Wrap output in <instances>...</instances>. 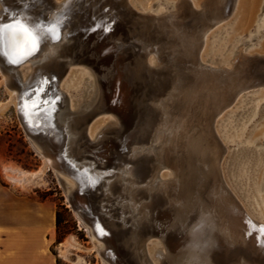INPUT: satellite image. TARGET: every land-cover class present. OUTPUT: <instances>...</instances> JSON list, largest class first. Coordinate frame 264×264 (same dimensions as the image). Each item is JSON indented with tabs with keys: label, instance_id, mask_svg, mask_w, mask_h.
<instances>
[{
	"label": "bare ground",
	"instance_id": "1",
	"mask_svg": "<svg viewBox=\"0 0 264 264\" xmlns=\"http://www.w3.org/2000/svg\"><path fill=\"white\" fill-rule=\"evenodd\" d=\"M30 1L0 0V22L8 23L6 31L0 29L2 42L7 46L3 50L5 60L17 66L5 73L0 71L4 85L17 98V108L31 96L34 98H30L28 105L36 106L41 92L53 91L58 110L51 112L55 106L48 104L47 113L52 121L48 122L47 132L55 141V133L62 131V153L69 165L105 176L102 190L133 222L131 235L137 228L136 221L149 216L146 212L136 216L134 206H143L147 211L153 192L164 198L171 219L179 220L173 231L184 242L173 246L153 236V253L149 254L146 247L151 263L264 264V224L250 217L225 185L219 166L226 147L213 125L215 117L241 92L264 87V75L258 73L264 68V39L259 52H244L243 47H236L235 55L218 66L205 64L200 57L205 34L226 17L234 0H168L169 10L160 8L156 12L148 2L139 11L137 6L142 8L141 3L131 0H46L43 7ZM259 2L237 0L239 15L231 28L233 35L250 23ZM76 5L90 11L98 32L103 26L100 17L107 20L104 31L113 30L110 47L103 45L104 51H115L109 59L113 60L111 69L105 73L108 78L116 74L112 86L116 79L119 83L123 79L121 90L128 93L136 79L145 84L142 96L136 100L139 120L126 137L123 158L111 167H106L102 160L108 152L106 145L120 136L122 125L116 111L106 104L101 83L104 74L99 76L92 67L76 59L68 44V30L57 22L59 12ZM105 5L108 12L100 14L99 9ZM108 21L120 24L110 26ZM21 29L27 30L25 40ZM58 30L59 38L55 39L52 35ZM99 41L105 42L100 38ZM125 47L130 51V72L119 69L125 59L118 62V57ZM151 54L153 57H148ZM26 63L29 71L23 77L20 68ZM70 65H83L90 71L80 69L74 78L79 85L74 94L75 108L60 86ZM157 79L160 87H154ZM24 91H32L31 96H23ZM101 115H106V120L97 127L95 122L99 119L95 118ZM27 117L35 120L28 114ZM29 140L55 171L68 195L75 187L74 181L57 167L45 147ZM102 148L106 152L100 159L92 158ZM143 162L153 165L150 172H141L139 165ZM163 170L167 172L161 174ZM3 172L7 180L20 186L36 174L13 167H4ZM138 189L145 195L138 194ZM75 216L95 240L92 229ZM68 244L72 245L71 241ZM97 247L100 251L98 242ZM154 258L157 262H153ZM136 260L139 264L147 261L141 256Z\"/></svg>",
	"mask_w": 264,
	"mask_h": 264
},
{
	"label": "rangeland",
	"instance_id": "2",
	"mask_svg": "<svg viewBox=\"0 0 264 264\" xmlns=\"http://www.w3.org/2000/svg\"><path fill=\"white\" fill-rule=\"evenodd\" d=\"M131 1L141 3L142 8L137 6L139 11L146 8V2L149 6L152 5L151 10L154 12L160 8L169 10L166 7L169 3L168 0ZM30 3L35 4L33 0ZM229 4L231 5V3ZM39 7H43V5L39 4ZM78 7L76 5L74 9L59 12L57 22L68 30V44L73 49L76 59L92 67L101 76L100 74H104L103 69H111L113 63L94 55L97 50L96 42L99 41L98 33L95 31L87 33L93 25L90 24V17L87 14L76 12L81 9ZM29 9L32 10L31 7ZM236 10L237 0H234L233 7H230L226 17L205 34V40L200 50L201 60L205 64L211 66L225 64L223 61L229 60L235 55L236 47H243L244 52L252 50L250 53L261 50L264 39V0H260L259 6L254 9L250 23L237 35H233L231 28L235 23L236 16L239 15V11ZM135 12L138 13V11ZM59 34L58 30L52 36L58 39ZM26 35L28 34L24 32V40ZM246 43L247 45H245ZM128 52L130 53V51ZM148 57H153V55ZM28 67L29 63L21 66L23 77L29 71ZM80 69L90 72L83 65H70L60 81L62 90L70 96L72 108L77 105L74 94L79 85L77 80L74 81V78ZM260 71L258 73L264 75V68ZM2 76L0 73V184L10 187L13 193L32 197L40 202H48L55 207V239L51 246V253L56 259V264H104L97 243L90 238L85 226L71 210L67 195L57 181L55 171L30 144L17 116V98L4 85ZM101 81L103 90L109 97L106 104L110 105L112 101L110 91L107 89V80L102 79ZM135 95L134 92L131 93L127 100V107L123 111V121L126 126H129L135 115ZM237 98L225 107L214 120L216 135L226 147L219 167L225 185L246 213L264 224V87L241 92ZM113 104L112 107L115 108L116 106ZM97 119L99 120L95 122ZM104 119L106 120V115H101L96 117L93 122L97 124V127H100L105 123ZM95 130L90 129V132L93 133ZM87 150L90 152L89 149ZM245 150L247 152L243 155ZM88 152L85 154L88 155ZM104 152L106 151L102 148L94 152L92 158L100 159ZM104 161L105 159L102 160V162ZM4 167H13L36 174L32 178L29 177L28 181L20 186L7 180L6 174L3 172ZM165 174L162 177H165ZM65 178L67 179V177ZM70 241L72 245L68 244ZM155 243L152 242L148 245L149 254L153 253L156 247ZM153 262H157V260L155 259Z\"/></svg>",
	"mask_w": 264,
	"mask_h": 264
},
{
	"label": "water",
	"instance_id": "3",
	"mask_svg": "<svg viewBox=\"0 0 264 264\" xmlns=\"http://www.w3.org/2000/svg\"><path fill=\"white\" fill-rule=\"evenodd\" d=\"M34 2L41 5H47L46 0H35ZM94 3L95 1H91V4ZM107 7L105 5V7L99 9V13L103 14L108 12L109 8ZM76 12H81V14L84 12L90 17V24L93 26L87 31V33L95 31L98 33L97 37H99L100 40L105 41L96 42L97 50L94 55L98 58L109 61L115 51H104L103 45L105 44L106 48L110 47L109 43L112 41L111 33H113L112 28L104 31L106 26L105 22L107 20L103 17L99 18L100 22L103 23V26L100 28L101 32H98L97 30L99 28L94 26L92 15L87 8H81ZM114 24L119 25L120 23L119 21L112 23L111 21H108V25L112 26ZM7 25L8 23L6 22H0V29L6 31L5 27H7ZM2 41L3 38L0 37V71L5 73L9 68H16L17 66L6 62L5 53L3 50L6 49L7 46L6 44L4 45ZM127 51L129 50H127L126 47L120 51L121 55L118 57V62L125 59L123 63L119 64V69H125L127 72H130L132 70L131 67H129L131 64L129 60L130 53ZM106 71L107 68L103 69L104 77H102L101 80H107V89L111 94L110 99L112 102H110V105L107 104V106L116 111L122 125V132L116 140L111 141L104 161L107 167H111L114 163L123 158L126 137L139 120L136 109V100L142 96L141 94L145 84L143 85V80L140 79L139 81L136 79L131 84L129 92L126 93L124 90H121V86L125 83V80L122 79V81L119 83V80L116 79L114 86H112V80L113 77H116V74L111 72V77L108 78L105 75ZM14 86L16 87L18 85L14 84ZM154 87H160L159 79L155 81ZM31 92L24 91L25 94L23 93V96L28 98L31 96ZM132 92H134V95L136 93L135 115L131 120L132 122L129 123V126H126L123 121V111L127 107V100L131 96ZM105 95L107 98L106 100H108V95L106 93ZM30 98L34 97L31 96ZM30 98L25 99L22 104L18 105V119L24 129L26 136L36 144L45 147V151L48 152V155L53 158L57 167L61 171L65 172L66 175L74 181L75 187L69 190V194L67 195L68 204L73 213H75L85 225L92 229L93 235L95 237L94 241L96 243L98 242L99 247L101 248L99 254L106 264H139L136 260V258L139 256L144 257L147 260L146 264H152L147 257L146 247L155 241L152 237L156 235L164 241L171 243L173 246L181 245L184 242L180 239V237H177L173 231V227L176 226V223L179 220L173 221V219H171V213H169L164 205V198L161 197V195L158 196V194L155 192L151 194L152 199L150 200L148 206H146L147 211H145L143 206H134L133 211L136 213V216H138L140 212H146L149 216L141 217L139 215L141 220H134L136 221L137 228L135 233L131 235L133 231L131 225L133 222H130L129 218L125 215V212L121 210L118 205L113 203L114 199L110 200L107 198V196L104 194V191L102 190L105 176L102 174V177H99L97 173L88 172L86 169L83 170L80 167L76 168L75 166L69 165L64 159L62 153L64 144V135L62 131L58 130V132L55 133L58 134V137L55 141L53 136L49 135L47 132L50 127L48 122H50V120L52 121V118L47 113L48 104L50 103L51 106H55L51 112H53L55 109L56 111L58 110V107H56V104H58V99L53 96V91L46 89L41 92L39 95L38 104L36 106L29 107L28 102ZM121 98H124L123 101ZM112 103H114L113 105L116 106L115 108L112 107ZM27 114L32 118L34 117L35 120H29ZM139 167L141 172H150L153 165L149 166L148 163L143 162L140 163ZM137 192L138 194L141 193L145 195L142 189H138ZM182 219L183 217H181L180 221H182ZM147 242L149 244H147ZM133 250L139 252V256H136L137 252L135 251V253ZM224 261L225 260L223 257V262ZM225 264H231V262L227 261Z\"/></svg>",
	"mask_w": 264,
	"mask_h": 264
},
{
	"label": "crops",
	"instance_id": "4",
	"mask_svg": "<svg viewBox=\"0 0 264 264\" xmlns=\"http://www.w3.org/2000/svg\"><path fill=\"white\" fill-rule=\"evenodd\" d=\"M55 207L0 184V264H56Z\"/></svg>",
	"mask_w": 264,
	"mask_h": 264
},
{
	"label": "snow or ice",
	"instance_id": "5",
	"mask_svg": "<svg viewBox=\"0 0 264 264\" xmlns=\"http://www.w3.org/2000/svg\"><path fill=\"white\" fill-rule=\"evenodd\" d=\"M21 30H22L23 32H25V33L27 32V30H26V29H21Z\"/></svg>",
	"mask_w": 264,
	"mask_h": 264
}]
</instances>
